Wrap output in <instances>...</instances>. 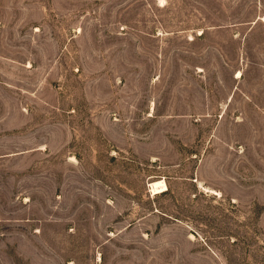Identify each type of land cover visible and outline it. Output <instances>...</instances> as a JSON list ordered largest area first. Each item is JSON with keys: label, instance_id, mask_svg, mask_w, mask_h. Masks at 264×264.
<instances>
[{"label": "rangeland", "instance_id": "374dc122", "mask_svg": "<svg viewBox=\"0 0 264 264\" xmlns=\"http://www.w3.org/2000/svg\"><path fill=\"white\" fill-rule=\"evenodd\" d=\"M0 264H264V0H0Z\"/></svg>", "mask_w": 264, "mask_h": 264}, {"label": "bare ground", "instance_id": "6f19581e", "mask_svg": "<svg viewBox=\"0 0 264 264\" xmlns=\"http://www.w3.org/2000/svg\"><path fill=\"white\" fill-rule=\"evenodd\" d=\"M148 187L153 194L160 193L166 189V185L162 180H154L149 182Z\"/></svg>", "mask_w": 264, "mask_h": 264}]
</instances>
